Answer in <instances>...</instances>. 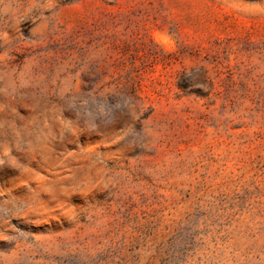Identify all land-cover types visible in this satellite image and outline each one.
<instances>
[{"label": "rangeland", "instance_id": "1", "mask_svg": "<svg viewBox=\"0 0 264 264\" xmlns=\"http://www.w3.org/2000/svg\"><path fill=\"white\" fill-rule=\"evenodd\" d=\"M0 264H264V0H0Z\"/></svg>", "mask_w": 264, "mask_h": 264}]
</instances>
